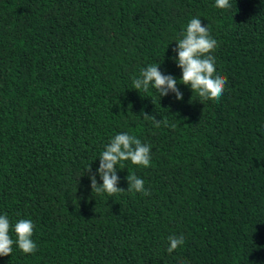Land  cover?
I'll list each match as a JSON object with an SVG mask.
<instances>
[{
  "label": "trees",
  "instance_id": "obj_1",
  "mask_svg": "<svg viewBox=\"0 0 264 264\" xmlns=\"http://www.w3.org/2000/svg\"><path fill=\"white\" fill-rule=\"evenodd\" d=\"M229 2L0 0V215L30 219L37 245L0 264H264V0ZM194 17L217 41L218 101L173 59ZM152 64L181 101L133 88ZM122 132L151 146L150 166L123 161L125 191L92 192ZM128 174L150 195L127 191Z\"/></svg>",
  "mask_w": 264,
  "mask_h": 264
},
{
  "label": "clouds",
  "instance_id": "obj_2",
  "mask_svg": "<svg viewBox=\"0 0 264 264\" xmlns=\"http://www.w3.org/2000/svg\"><path fill=\"white\" fill-rule=\"evenodd\" d=\"M215 3L220 9L231 7L229 0H215ZM176 44L177 47L172 51L176 53L173 59L177 67L181 69L180 81L189 86L191 91L197 93L202 100L218 101L223 95L227 78L216 70V57L211 53L217 47V41L210 35L208 26H202L200 18H192L187 24L186 31L182 32L180 38L176 40ZM132 84L137 91L147 92L151 86L159 92L160 97L173 93L176 100L183 99L177 79L161 72L159 64L148 65L141 69L139 77L134 78ZM143 118H150L155 127H160L161 123L167 125V121L158 120L147 113H143ZM150 148V145L143 144L140 139L127 132L116 134L99 156L100 163L96 174L103 181L102 184L97 182L96 174L90 175L92 192L107 193L111 196L125 191L118 187L120 177L117 175V165L130 160L134 165L150 166ZM87 171L91 173L90 166ZM126 180L128 182L127 191L134 190L150 195L144 188L143 179L135 174H128ZM33 230L34 224L30 219H20L12 225L7 214L0 215V257L11 255L14 243L25 254L35 253L37 245L32 239ZM10 231H14L15 241ZM168 240L170 242L167 248L169 253L184 243L183 235L169 236Z\"/></svg>",
  "mask_w": 264,
  "mask_h": 264
}]
</instances>
